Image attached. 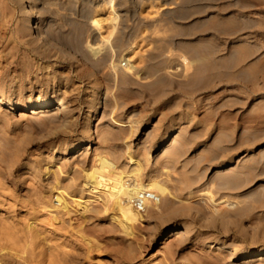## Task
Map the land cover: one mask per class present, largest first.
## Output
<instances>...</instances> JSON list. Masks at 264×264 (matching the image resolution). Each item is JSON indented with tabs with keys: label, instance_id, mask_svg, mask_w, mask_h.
<instances>
[{
	"label": "rangeland",
	"instance_id": "rangeland-1",
	"mask_svg": "<svg viewBox=\"0 0 264 264\" xmlns=\"http://www.w3.org/2000/svg\"><path fill=\"white\" fill-rule=\"evenodd\" d=\"M127 4L0 0V264H264V0ZM89 172L163 192L128 227Z\"/></svg>",
	"mask_w": 264,
	"mask_h": 264
},
{
	"label": "bare ground",
	"instance_id": "bare-ground-1",
	"mask_svg": "<svg viewBox=\"0 0 264 264\" xmlns=\"http://www.w3.org/2000/svg\"><path fill=\"white\" fill-rule=\"evenodd\" d=\"M96 1V0H94ZM98 1V0H97ZM100 2H102L104 5H107L108 9H110L112 12H111V17L109 18L110 21L113 23V21H116V19H118V17H121L124 16V15H127V12H128V0H99ZM86 2V1H85ZM86 4V3H85ZM88 4V3H87ZM90 4V2H89ZM83 6V5H82ZM84 7V6H83ZM117 12V14H116ZM29 11H28V8L26 7L24 9V14H28ZM85 13V12H84ZM85 17V21L84 23L87 24L90 28V31L91 33L94 35H96L98 32H99V29H100V19H97L95 17H90L88 14H86ZM111 23V24H112ZM115 23V22H114ZM81 24V22H80ZM83 24V22H82ZM32 26V22H31V19L30 18H26L23 22V27L24 28H29ZM82 26V25H81ZM80 27V26H79ZM12 103L7 100V99H2L0 98V108H6V107H9V108H12ZM65 107L63 105L62 102H58L56 105L52 106L51 108H49V111H47V108L45 106V103L44 102H39L37 105L35 106H32L30 109H29V113L32 114V115H37V114H42V113H45V112H49L50 114H55V113H58V112H61L62 110H64ZM116 124L119 126L121 125L120 123L116 122ZM100 163L102 165H110L112 166L111 164H109L105 159L103 158H100L99 159ZM103 167V166H102ZM87 177L89 178L90 180V186H91V189H95V188H98V189H103L104 191L107 192L108 196H109V200L112 201L113 203V206L117 209L118 211V214H119V217H120V221L125 224L126 226H130L132 225L133 223H135L137 220H139L140 216L138 215V212L137 209H135L131 204V206L135 209V211H133L130 206L128 205V203L131 202V199L134 198L135 196L139 195L140 193H146V192H149L152 196V200L151 201H157L158 200V197L156 195V193L154 191H158V192H163L162 189L160 187H158L155 183H147V184H143L141 182H138V181H135V183L133 185H129L128 183H125L124 180L121 179L120 175L117 176V174L113 175V178L111 176H109L108 178H104L102 174H99V173H95V172H89L87 173ZM153 191V192H151ZM59 195V194H58ZM56 196V199L59 202H62L63 203V199L62 197L59 195V196ZM42 202V200H41ZM40 202V203H41ZM148 200L145 201V205L147 204ZM52 207V206H51ZM64 207H66V205H64ZM56 208V207H55ZM137 211V212H136ZM55 220V219H54ZM56 221V220H55ZM30 224V223H29ZM28 226V225H27ZM34 225H32L31 227V224H30V227L28 229V232L29 234L31 235L32 231L34 232L35 229L33 227ZM3 228V227H2ZM26 230V226L24 228ZM2 232L4 231L5 233V230L4 228L1 230ZM0 231V232H1ZM7 232V231H6ZM22 232V231H21ZM3 233V234H4ZM8 233V232H7ZM27 234V233H26ZM28 234V235H29ZM33 234V233H32ZM175 234V232H173L171 235ZM10 235V234H9ZM18 235V234H17ZM23 235V234H22ZM27 235V236H28ZM28 236V240L32 241L34 240V237L33 235L31 236ZM4 236H8L7 235H4ZM25 236V235H24ZM37 236V234H36ZM9 237V240L7 243H11L13 241H11L13 239ZM8 237L6 239H8ZM15 237H16V234H15ZM23 237V236H22ZM21 237H16V241L14 240V243L16 242V244L14 245V243H11L9 244V246L11 245L12 247H9L11 248V250L13 249V246L14 248H16L15 246L18 245L19 247V250H23V249H26V246L24 248H22L21 246H19L21 243H17V242H20L19 239ZM36 238V237H35ZM37 239L36 238L35 242H37ZM24 240V238H23ZM21 239V241H23ZM26 240V239H25ZM11 241V242H10ZM28 241V243L30 242ZM34 242V241H33ZM6 243V245H7ZM36 244V243H35ZM27 245V244H25ZM28 245H33L32 244H28ZM8 246V245H7ZM39 246V245H38ZM2 247V246H1ZM30 248L32 246H29ZM36 247V246H35ZM28 248V246H27ZM38 247H36V250H37ZM33 249V248H31ZM17 251H19L18 249H16ZM20 250V251H21ZM30 250V249H29ZM7 251V250H6ZM33 251V250H32ZM2 252V251H1ZM11 252V251H10ZM31 252V251H30ZM30 252H27L24 250V255L25 254H30ZM21 253V252H20ZM23 254V253H21ZM41 253H39V256L41 257L40 255ZM16 255V253L14 254ZM20 255V254H19ZM23 255V256H24ZM18 256V254H17ZM264 256V253L263 252H251L249 254L248 259H251V258H255L257 260L259 259H262ZM26 257V256H25ZM37 260V259H36ZM31 261V260H30ZM38 261V260H37ZM51 264H55V263H51Z\"/></svg>",
	"mask_w": 264,
	"mask_h": 264
},
{
	"label": "built area",
	"instance_id": "built-area-1",
	"mask_svg": "<svg viewBox=\"0 0 264 264\" xmlns=\"http://www.w3.org/2000/svg\"><path fill=\"white\" fill-rule=\"evenodd\" d=\"M153 198L149 192L140 193L139 195L135 196L131 199L130 204L137 209V211H142L145 207V201H151Z\"/></svg>",
	"mask_w": 264,
	"mask_h": 264
}]
</instances>
